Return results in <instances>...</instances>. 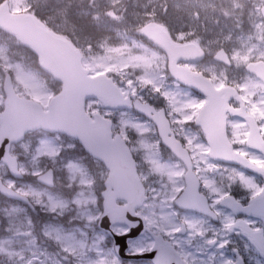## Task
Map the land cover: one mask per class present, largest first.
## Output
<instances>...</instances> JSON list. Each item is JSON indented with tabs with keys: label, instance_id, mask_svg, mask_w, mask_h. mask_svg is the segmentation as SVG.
<instances>
[{
	"label": "rangeland",
	"instance_id": "obj_1",
	"mask_svg": "<svg viewBox=\"0 0 264 264\" xmlns=\"http://www.w3.org/2000/svg\"><path fill=\"white\" fill-rule=\"evenodd\" d=\"M2 1L0 0V3ZM9 2L15 12L31 9V12L38 10L47 15L50 24L52 27L55 26L53 28L57 31L64 25L75 28L74 33L77 36L74 38L90 54L84 59V64L91 73H107L114 78L127 96L161 101L167 109L176 134L180 137L191 134L186 125L191 123L193 118L185 109L191 108L194 101L188 96L186 99L182 98L180 91L170 82L171 76L162 70L165 59L149 50L137 51L135 46L129 45V40L117 34L118 31L113 34L111 30L104 28V33L98 28L103 12H106L112 21L124 23L129 31L137 34L147 23L156 21L167 25L177 41L194 40L209 52L224 47L232 54L233 66L230 68L221 65L208 66L204 69L206 75L212 78L222 76L225 81L236 83L235 85L245 90V95L251 96L256 92L257 82L245 73L249 62L264 61V18L260 13L264 0H88V3L87 0H9ZM120 4L126 11L123 15L116 14L113 8H110ZM104 5H108L107 8ZM8 40L12 47L0 42V98L3 95L4 74L11 70L20 94L23 83L28 91L37 97V101L46 104L49 93L42 86L39 78L41 75L32 71L33 58L25 51H20L14 40ZM100 47L118 48V51L94 52V48ZM12 50L16 54H13ZM2 109L0 99V111ZM88 112H101L104 116L111 117L115 129L127 139L149 196V200L138 211L151 222L156 231L163 230L164 235L170 239L169 235L177 234L175 231L181 224L175 215V209L172 208V199L181 185L175 181L173 175L177 169L161 161L155 152L160 143L156 131L152 126L140 121L134 113L125 110L107 111L96 101L88 103ZM240 134L237 131L233 132L235 138H239ZM61 147L69 150L82 149L80 145L77 146L74 139L65 135L36 131L28 134L25 141L12 148L13 153L21 157L20 170L24 174L22 179L14 178L8 168L0 163V179L7 186L23 193L32 202L31 206H27L0 196L2 219L0 226L6 230L0 235V264H111V260L116 257L112 240L94 229L101 209L90 190L93 178L84 173L82 164L76 160L90 165L98 181H103L108 172L101 162L79 153H75L76 158L67 159L61 164V159L58 158V149ZM161 148L168 156L173 157L165 148L162 146ZM194 150L198 167L202 169L204 166L203 169H208L210 164L205 159L203 151L197 150L196 145ZM50 167L57 170L54 190L57 187H66V195H69L76 183L78 189L71 198L60 199L53 190L41 188L35 182L26 180H30L28 176L38 175ZM80 172L82 174L78 177ZM218 174L220 177L216 179H211L209 172L205 171L202 174L205 190L212 198L211 201H217L221 195L229 193L234 187L236 191L243 192V198L249 199L258 192L257 181L237 169L225 166ZM167 208L171 210L168 211ZM181 216L188 229V235L185 237L178 235L183 242H190L193 237L194 239L202 237V244L197 242L195 244L205 247L204 243L214 238L211 226L206 222L204 224L202 218L182 212ZM89 217L93 219L90 220ZM81 224L84 228H81ZM114 229L117 232H124L126 227L116 225ZM89 230L92 233L91 238L87 234ZM231 239L233 245H236V239ZM89 240L90 243H87ZM221 242L223 247L225 242H228V237H221ZM149 244V237H144L132 242L130 248H145ZM213 249L219 252L220 247ZM244 250L250 264H263L252 250L247 248ZM216 256L218 258L210 264H229V260L224 258L226 256L221 252ZM187 257L189 258V255ZM206 261L207 259L204 260V264H208Z\"/></svg>",
	"mask_w": 264,
	"mask_h": 264
},
{
	"label": "water",
	"instance_id": "obj_2",
	"mask_svg": "<svg viewBox=\"0 0 264 264\" xmlns=\"http://www.w3.org/2000/svg\"><path fill=\"white\" fill-rule=\"evenodd\" d=\"M28 22L25 25H20L17 31L18 37L23 42L32 44L44 57L42 50V41L31 39L26 32V27L33 26L40 33H43L50 39L46 38L49 45L54 47L60 46V41H64L62 37L47 30L40 22L35 19ZM1 26V23H0ZM161 31L163 37L168 40L167 33L160 26H157ZM167 35V36H166ZM162 42L161 40H159ZM159 41L157 43H159ZM45 58V57H44ZM78 62V60H77ZM50 69L57 76H64V68L60 69L59 66L50 64ZM95 84V83H94ZM90 84L89 86H93ZM80 91L76 93L70 88L62 93L60 96L54 99L52 104V111L41 115L36 113H30L33 115L32 126L28 125L27 116H22L15 123L12 120H4L2 123V145L0 146V158L4 157L9 150V146L12 141H18L22 137L23 132L27 128H48L51 130H61L74 135L79 138L85 145L86 149L94 156L102 159L110 168L111 173L107 181V187L109 189L106 198V212L102 218L101 227L110 230L112 224L115 223H127L131 220L137 224L139 229L134 230V235L129 233L127 236H116L118 244H121V253H124L126 244L129 239H133L140 233H143L144 227L142 220L139 216L135 215V209L139 207L144 200V192L141 189V185L135 174L133 163L127 154L126 149L118 141H112L109 137L108 126L96 115L97 122L92 123L86 119L81 106L83 99L95 94L89 87L85 92L83 89H76ZM80 95V96H79ZM39 107V105H38ZM36 108V106H35ZM189 187L186 194L192 195L193 198H198V183L194 180H188ZM124 199L128 202L125 207H118L115 204L116 199ZM167 257V260H164ZM157 264H181L175 254H171L168 250L165 251L161 244L154 250L153 255L150 256Z\"/></svg>",
	"mask_w": 264,
	"mask_h": 264
},
{
	"label": "snow or ice",
	"instance_id": "obj_3",
	"mask_svg": "<svg viewBox=\"0 0 264 264\" xmlns=\"http://www.w3.org/2000/svg\"><path fill=\"white\" fill-rule=\"evenodd\" d=\"M262 218H264V210L260 211L258 213ZM89 219H93L92 217H89ZM139 227L137 224L133 223L131 220L128 221V226L124 232H117V235H129V233H132L134 235V230L138 231ZM253 241L257 244V247L264 251V231H261L258 235H253L251 237ZM131 243V242H130ZM138 254L142 255L143 254V249H140L138 251ZM111 264H122V262L119 260L118 256L114 257L111 260Z\"/></svg>",
	"mask_w": 264,
	"mask_h": 264
}]
</instances>
